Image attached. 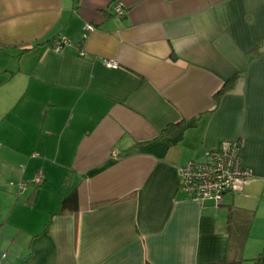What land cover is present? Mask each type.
<instances>
[{
    "label": "crops",
    "instance_id": "0c3cea01",
    "mask_svg": "<svg viewBox=\"0 0 264 264\" xmlns=\"http://www.w3.org/2000/svg\"><path fill=\"white\" fill-rule=\"evenodd\" d=\"M237 139L245 193L181 190ZM0 264H264V0H0Z\"/></svg>",
    "mask_w": 264,
    "mask_h": 264
},
{
    "label": "built area",
    "instance_id": "2783aa9c",
    "mask_svg": "<svg viewBox=\"0 0 264 264\" xmlns=\"http://www.w3.org/2000/svg\"><path fill=\"white\" fill-rule=\"evenodd\" d=\"M114 11L117 16L127 15L121 4H117ZM84 29L86 38L89 32L94 31V26L86 24ZM69 45L71 44L67 38H61L54 40L52 47L54 52L59 53ZM106 65L109 68H117L114 61L106 62ZM243 147L244 142L241 139L226 140L219 148L206 150L204 162H188L180 169L181 190L195 200H213L218 206L227 194L245 193L255 175L244 165ZM41 182L42 177L39 175L36 183ZM6 257V254L2 256L3 259Z\"/></svg>",
    "mask_w": 264,
    "mask_h": 264
},
{
    "label": "trees",
    "instance_id": "16d2710c",
    "mask_svg": "<svg viewBox=\"0 0 264 264\" xmlns=\"http://www.w3.org/2000/svg\"><path fill=\"white\" fill-rule=\"evenodd\" d=\"M237 79H238V76H236L234 79H232V80H230V81H228V82H226L225 84H224V88L219 92V94H221V95H223V94H225V92H227V91H229V90H231V89H233V87H234V85H235V83H236V81H237ZM220 95V96H221ZM176 128H178L179 130H181V129H183L184 128V123H180V124H178V125H176L175 126V129ZM168 133H169V136L170 135H172V134H174L173 132H178V130H168L167 131ZM166 132V133H167ZM165 133V134H166ZM175 133V134H176ZM174 134V135H175ZM66 182H68V180H66L65 181V183ZM76 202H77V197H76V193H73L72 195H70L68 198H65V199H63L62 200V212H65L67 209H68V207H70L71 206V203H75L76 204Z\"/></svg>",
    "mask_w": 264,
    "mask_h": 264
},
{
    "label": "rangeland",
    "instance_id": "374dc122",
    "mask_svg": "<svg viewBox=\"0 0 264 264\" xmlns=\"http://www.w3.org/2000/svg\"><path fill=\"white\" fill-rule=\"evenodd\" d=\"M240 195H242V194H240ZM238 196V195H237ZM240 196H238V198H239ZM231 198H233V196H228L227 197V200H229V199H231ZM241 198V197H240Z\"/></svg>",
    "mask_w": 264,
    "mask_h": 264
}]
</instances>
